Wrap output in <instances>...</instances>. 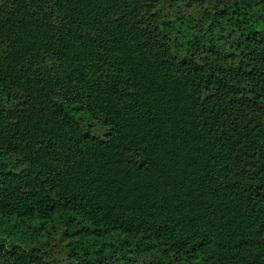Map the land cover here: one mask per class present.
<instances>
[{"label":"trees","instance_id":"1","mask_svg":"<svg viewBox=\"0 0 264 264\" xmlns=\"http://www.w3.org/2000/svg\"><path fill=\"white\" fill-rule=\"evenodd\" d=\"M0 264H264V0H0Z\"/></svg>","mask_w":264,"mask_h":264},{"label":"rangeland","instance_id":"2","mask_svg":"<svg viewBox=\"0 0 264 264\" xmlns=\"http://www.w3.org/2000/svg\"><path fill=\"white\" fill-rule=\"evenodd\" d=\"M94 134L102 135V131H100V130H94Z\"/></svg>","mask_w":264,"mask_h":264}]
</instances>
